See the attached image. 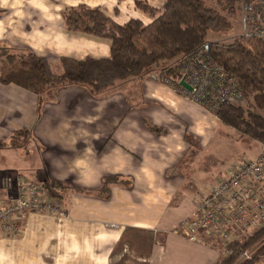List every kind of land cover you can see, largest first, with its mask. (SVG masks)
I'll return each instance as SVG.
<instances>
[{
  "label": "crops",
  "instance_id": "0c3cea01",
  "mask_svg": "<svg viewBox=\"0 0 264 264\" xmlns=\"http://www.w3.org/2000/svg\"><path fill=\"white\" fill-rule=\"evenodd\" d=\"M79 3L120 24L152 19L135 0H0V46L44 56L56 73L63 56H109V39L66 29L63 11ZM22 128L30 147L0 148V172L68 184L58 198L67 215L29 212L19 234L0 230V264H217L226 256L204 232L190 239L177 229L205 191L189 195L187 172L200 150L219 146L218 129L233 131L181 84L149 75L100 94L68 84L39 95L0 79V138ZM114 176L126 184L103 185Z\"/></svg>",
  "mask_w": 264,
  "mask_h": 264
},
{
  "label": "trees",
  "instance_id": "16d2710c",
  "mask_svg": "<svg viewBox=\"0 0 264 264\" xmlns=\"http://www.w3.org/2000/svg\"><path fill=\"white\" fill-rule=\"evenodd\" d=\"M244 0H164L162 9L147 0H135L136 6L151 19L144 23L130 18L118 23L98 6L79 3L63 11L65 27L72 33H85L110 40L107 57L86 56L60 58L61 73L52 70L49 60L32 51L12 52L3 45L0 53V79L16 83L43 95L51 88L80 84L93 94H100L122 80L143 79L155 75L159 80L180 84L178 70L185 57L205 50L215 65L230 73L244 93L238 104L219 103L213 112L219 121L238 133L264 145V40L244 39L240 35L230 41L211 38L232 29V18L242 9ZM30 130H15L10 140L0 138V148L17 146ZM120 176L104 179V186L126 184ZM54 195L62 183H43ZM63 187V186H62ZM105 190V187H104ZM256 247L252 260L240 261L241 252ZM229 252L217 264H252L264 254V227L248 238L233 240Z\"/></svg>",
  "mask_w": 264,
  "mask_h": 264
},
{
  "label": "built area",
  "instance_id": "2783aa9c",
  "mask_svg": "<svg viewBox=\"0 0 264 264\" xmlns=\"http://www.w3.org/2000/svg\"><path fill=\"white\" fill-rule=\"evenodd\" d=\"M244 39L264 40V0H244ZM179 76L192 86L190 97L213 112L222 102L238 104L244 99L240 84L228 72L207 57L205 50L185 57ZM180 68V69H181ZM179 77V78H180ZM29 212L67 215L63 203L52 196L48 187L24 174L0 177V230L13 235L22 232ZM264 227V145L254 158L230 165L215 183L196 196L191 216L183 219L178 230L190 239L204 232L211 241L227 245L248 238ZM256 247L241 252L239 260H252ZM226 254V255H227ZM255 264V263H252Z\"/></svg>",
  "mask_w": 264,
  "mask_h": 264
},
{
  "label": "rangeland",
  "instance_id": "374dc122",
  "mask_svg": "<svg viewBox=\"0 0 264 264\" xmlns=\"http://www.w3.org/2000/svg\"><path fill=\"white\" fill-rule=\"evenodd\" d=\"M208 2H214V0H208ZM107 11V10H106ZM149 18H145L146 21H148ZM232 29L229 30L228 32H223V33H218L214 34L211 38H219L221 40L225 41H230L232 40L235 35H240L242 32L243 28V12L242 9L237 11V14L232 18ZM2 46H0V53L2 52ZM182 70L183 68L179 69ZM178 70V72H179ZM180 73V72H179ZM178 73V74H179ZM181 80V77L178 78V81ZM222 130L225 129H218L215 140L219 141L220 144L219 146L216 147V143L213 148V142L210 144V146L203 151H201L200 155V161L197 163L196 166L193 167V171H188L186 176H187V188L189 187V195L190 194H195L197 192H200L201 190H206L208 189L209 185L211 183H214L215 178L219 176L221 173L220 171L223 170V167H229L232 164L241 162L245 159H247V156L253 155V149L259 146L258 142L248 136H239L236 131L233 129L229 128L230 133H223ZM29 136L24 140L23 143H20L19 145H24V148H29ZM10 140V138H9ZM8 140V142H9ZM11 146V145H10ZM254 146V147H253ZM249 158V157H248ZM225 168L224 170H226ZM196 169V170H195ZM4 170V168H3ZM223 170V171H224ZM222 171V172H223ZM7 173L0 172V177L5 175V174H16L14 172H9L5 171ZM186 170H184V173ZM220 173V174H219ZM52 181V180H49ZM48 182V181H46ZM55 182V181H54ZM45 183V182H44ZM62 183V182H60ZM63 186V187H62ZM61 189H57L58 191L55 192L54 196L55 198H60L62 197V191L66 188H69L68 184H63L62 183ZM14 235V234H13ZM264 258V254L259 255L256 259V261L261 260Z\"/></svg>",
  "mask_w": 264,
  "mask_h": 264
},
{
  "label": "water",
  "instance_id": "95a60500",
  "mask_svg": "<svg viewBox=\"0 0 264 264\" xmlns=\"http://www.w3.org/2000/svg\"><path fill=\"white\" fill-rule=\"evenodd\" d=\"M179 82H180V84H181L182 86H184L186 89H188V90H192V86H191L188 82H186L184 79H181Z\"/></svg>",
  "mask_w": 264,
  "mask_h": 264
}]
</instances>
